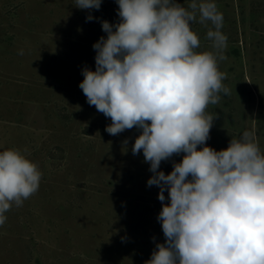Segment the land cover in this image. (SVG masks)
<instances>
[{
    "label": "rangeland",
    "instance_id": "374dc122",
    "mask_svg": "<svg viewBox=\"0 0 264 264\" xmlns=\"http://www.w3.org/2000/svg\"><path fill=\"white\" fill-rule=\"evenodd\" d=\"M215 3L229 93L208 107L216 118L206 144L226 149L254 130L264 150V0ZM117 13L116 0H102L91 21L75 0H0V151L26 150L42 172L39 190L0 226V264H145L165 240L159 188L147 185L142 151L132 153L141 130L110 135L111 119L79 88L83 69L95 70L93 44L107 36L101 21L115 24ZM192 30L197 51L211 50L208 29ZM182 156L159 170L170 173Z\"/></svg>",
    "mask_w": 264,
    "mask_h": 264
},
{
    "label": "clouds",
    "instance_id": "9594fccd",
    "mask_svg": "<svg viewBox=\"0 0 264 264\" xmlns=\"http://www.w3.org/2000/svg\"><path fill=\"white\" fill-rule=\"evenodd\" d=\"M101 3L75 0V7L89 10L91 21ZM116 3L119 22L101 21L107 36L93 44L95 70L83 69L79 88L111 119L110 135L141 130L132 153L142 151L153 174L147 185L159 188L165 238L145 264H264V150L255 131L244 130L219 151L206 144L216 118L208 107L229 93L219 68L227 48L223 14L215 0ZM197 22L208 29L211 50L197 51ZM180 154L170 173L159 170ZM41 179L26 150L0 151V226Z\"/></svg>",
    "mask_w": 264,
    "mask_h": 264
}]
</instances>
